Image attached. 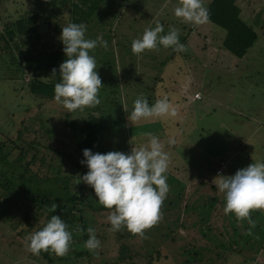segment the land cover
Instances as JSON below:
<instances>
[{"label": "trees", "instance_id": "trees-1", "mask_svg": "<svg viewBox=\"0 0 264 264\" xmlns=\"http://www.w3.org/2000/svg\"><path fill=\"white\" fill-rule=\"evenodd\" d=\"M204 1L207 21L225 31L221 48L237 58L244 57L257 40L256 29L264 28V0H255L258 6L251 7L256 12L251 13L252 21L244 19L241 11L253 0ZM125 3L134 10L149 9L148 14H152L141 32L157 20L163 25L161 34L169 30L170 22L173 24L166 17L177 5H170L169 0H0V64L7 70V75H0V83L15 84L14 98L8 96V103L0 99V223L12 232L17 245L24 247L28 234L41 228L51 215H58L72 234L68 251L85 256L87 264L92 251L84 247V230L89 226L100 242L97 256L114 257L113 262L103 264H223L232 252L246 261L249 257L242 239L249 237L250 228L260 227V222H255L258 210H250L249 219L237 220L231 212L224 214L223 194L212 183L217 173L231 175L224 170V158L218 159L208 173L192 166L190 169L183 159L176 162L172 155L175 145L169 144L171 138L166 135L163 151L172 156L166 172L168 192L160 205L158 221L145 229L142 237L124 227L110 231L107 216L111 210L97 202L89 186L82 181L74 183L87 170L79 163L83 159L81 149L127 153L131 147H138L130 144L138 135L134 125L127 128L123 112L131 110L139 94L150 104L155 101V92L134 83L133 65L124 69L117 65L124 66L126 57L133 56L140 62L152 61L146 55L156 53L153 49L134 55L129 43L123 41L126 35L115 25L114 29L110 27L120 23ZM175 20L183 24L176 28L182 43L193 29L189 27L186 32L184 22ZM70 21L86 25L85 38L99 35L107 41V48L98 45L89 51L100 64L96 69L102 83L97 93L99 103L71 113L52 98L53 85L59 80L58 65L64 59L58 39L60 28ZM221 48L217 49L219 54ZM169 56H174L172 50ZM195 92L200 97L193 99ZM199 99L201 93L192 88L190 102ZM237 106L242 112L241 105ZM250 136L253 141L264 139V126H254ZM137 143L140 145L139 140ZM226 146L228 157L241 150L239 143L229 148L226 142ZM221 161L222 169L216 172ZM77 225L80 231H75ZM38 255L48 263L69 257L68 253L57 256L51 251ZM29 263L38 264L33 260Z\"/></svg>", "mask_w": 264, "mask_h": 264}, {"label": "rangeland", "instance_id": "rangeland-1", "mask_svg": "<svg viewBox=\"0 0 264 264\" xmlns=\"http://www.w3.org/2000/svg\"><path fill=\"white\" fill-rule=\"evenodd\" d=\"M159 1L161 0H157ZM178 2L179 0H169L170 5H178ZM257 3L253 0L249 7L242 9L241 15L244 19L251 18V13L255 12L254 9L258 6ZM251 7L254 9L251 10ZM124 10L120 23L111 24L110 27L114 29L115 25L116 30L126 35L123 41L128 42L130 48V41L139 38L143 32L140 30L149 23L148 19L152 14H148L149 9L144 11L146 13L141 8L131 9V4H126ZM161 10L158 9V12ZM167 16L166 18L173 22V24L170 22L171 28H182L183 24L178 23L173 14L169 13ZM189 27L193 30L183 37L182 42L186 48L185 52H174V56L170 57V48L157 45L156 53L151 52L146 56L152 61L160 62L154 63L146 59L140 62V58L133 56L126 57L128 61L124 66L116 63L121 69L126 65H133L132 74L137 87H147L155 92V100L166 96L170 105L176 109L173 117H148L132 123L127 120L130 110L123 112L124 121L129 125L127 128L134 125V133L138 135L137 140L130 144L139 146L138 140L140 145L145 144L148 139L147 133L157 137L163 144L168 135L175 145L172 155L176 162L183 159L190 169L194 167L197 170H205L206 173L215 167L220 158L225 159L224 170L229 174L250 162L264 161V139L253 141L250 136L254 126H264V28L256 29L257 40L244 57L237 58L221 48V40L225 35L221 27L208 21L196 26L184 22L186 32ZM137 33L138 36L135 35ZM219 47L220 54L217 50ZM115 52L118 54V49ZM0 75H7V70L1 64ZM155 77L158 81L154 80ZM119 81L122 83L123 78L119 77ZM14 85L9 82L0 83L2 101H9L10 95L14 98ZM192 88L201 93V99L190 102ZM132 89L137 90L134 87ZM237 104L241 105L242 112H238ZM226 142L229 148L239 143L241 150H236L228 157ZM257 210L255 222H260V227L250 228L249 237L242 239V242H245L244 250L249 257L248 260L245 261L232 252L223 264H264V210ZM0 228L2 230L0 264H32L29 263L32 260L38 264H87L85 256L72 254L71 251H67L68 259L48 263L41 255L34 257L26 253L28 252L26 246L19 247L15 237L11 236L12 232L5 230L4 224L0 223ZM75 247L79 245L76 244ZM91 254L90 264L114 261L113 256L98 257L96 249L92 250Z\"/></svg>", "mask_w": 264, "mask_h": 264}, {"label": "clouds", "instance_id": "clouds-1", "mask_svg": "<svg viewBox=\"0 0 264 264\" xmlns=\"http://www.w3.org/2000/svg\"><path fill=\"white\" fill-rule=\"evenodd\" d=\"M172 14L193 26L208 20V11L202 0H179ZM86 25L82 22H68L60 28V40L64 59L58 65L59 80L53 85V99L68 112L94 107L99 103L97 95L102 86L96 71L97 62L89 51L98 45L107 48V41L97 35L85 38ZM163 32V25L157 20L153 27L145 28L139 38H134L130 50L139 55L145 50H153L157 45L171 48L173 52L186 51L179 41L175 28ZM53 73H57L53 69ZM176 109L168 98L162 96L149 105L143 94L137 95L127 114L132 122L148 117H173ZM145 144L131 147L127 153L113 150L104 153L81 149L83 159L79 161L86 171L74 183L82 181L89 186L97 202L110 209L107 222L110 231L121 227L130 233L144 236V230L159 219L160 205L167 192L166 172L168 155L157 137L150 133ZM172 141L169 140V144ZM216 189L223 194V212H229L239 219H249L250 210H264V161L250 162L236 169L231 175L217 173L212 179ZM56 208L53 203L52 209ZM249 222H251L249 220ZM75 231H80L77 225ZM85 249L92 251L99 247L95 229L89 226ZM26 249L33 255L42 251L54 252L57 256L67 253L72 234L66 223L58 215H51L46 223L26 237Z\"/></svg>", "mask_w": 264, "mask_h": 264}, {"label": "built area", "instance_id": "built-area-1", "mask_svg": "<svg viewBox=\"0 0 264 264\" xmlns=\"http://www.w3.org/2000/svg\"><path fill=\"white\" fill-rule=\"evenodd\" d=\"M200 97V94L198 92H195L193 94V99H196V98H199ZM222 166H223V162L221 161L219 166L216 168V172H220L221 169H222Z\"/></svg>", "mask_w": 264, "mask_h": 264}]
</instances>
